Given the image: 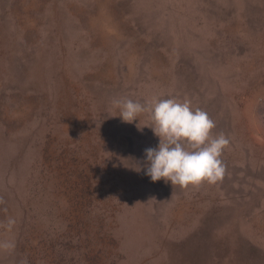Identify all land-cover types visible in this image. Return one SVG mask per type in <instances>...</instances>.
I'll list each match as a JSON object with an SVG mask.
<instances>
[{"label":"rangeland","instance_id":"374dc122","mask_svg":"<svg viewBox=\"0 0 264 264\" xmlns=\"http://www.w3.org/2000/svg\"><path fill=\"white\" fill-rule=\"evenodd\" d=\"M154 96L215 121L221 181L145 174L113 101ZM0 196V264H264V0H0Z\"/></svg>","mask_w":264,"mask_h":264},{"label":"clouds","instance_id":"9594fccd","mask_svg":"<svg viewBox=\"0 0 264 264\" xmlns=\"http://www.w3.org/2000/svg\"><path fill=\"white\" fill-rule=\"evenodd\" d=\"M113 104L124 122L132 123L141 114L150 118L151 123L146 126L159 138L156 147L144 150L145 174L151 181L163 178L173 186L187 188L204 182L215 184L223 179L225 164L221 157L230 141L223 133L212 134L216 124L205 110L194 108L188 99L174 96H154L144 103L122 98ZM5 203L0 196V205ZM15 225V218L10 216L0 221V228L9 232ZM15 248L14 240L0 241V251L11 253ZM20 264H28L27 258Z\"/></svg>","mask_w":264,"mask_h":264}]
</instances>
